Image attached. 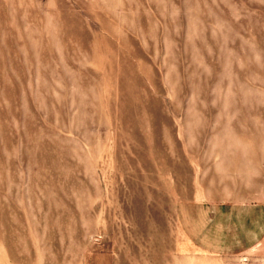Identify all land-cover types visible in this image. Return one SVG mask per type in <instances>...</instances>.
I'll list each match as a JSON object with an SVG mask.
<instances>
[{
	"label": "rangeland",
	"instance_id": "374dc122",
	"mask_svg": "<svg viewBox=\"0 0 264 264\" xmlns=\"http://www.w3.org/2000/svg\"><path fill=\"white\" fill-rule=\"evenodd\" d=\"M0 264H264V0H0Z\"/></svg>",
	"mask_w": 264,
	"mask_h": 264
},
{
	"label": "crops",
	"instance_id": "0c3cea01",
	"mask_svg": "<svg viewBox=\"0 0 264 264\" xmlns=\"http://www.w3.org/2000/svg\"><path fill=\"white\" fill-rule=\"evenodd\" d=\"M204 214L201 218V224L199 231L195 232L194 237L200 240L205 246L206 250L210 252H221L223 254L234 252L233 248L235 241H230L226 224L224 222H218L217 206H202ZM221 229V233L218 235L216 229ZM233 239V238H231ZM240 242H237V246Z\"/></svg>",
	"mask_w": 264,
	"mask_h": 264
}]
</instances>
